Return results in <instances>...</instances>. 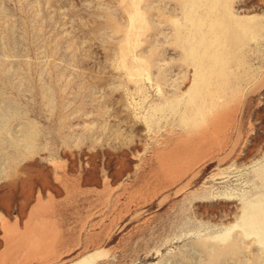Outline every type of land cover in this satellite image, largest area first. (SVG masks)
<instances>
[{"label": "rangeland", "instance_id": "1", "mask_svg": "<svg viewBox=\"0 0 264 264\" xmlns=\"http://www.w3.org/2000/svg\"><path fill=\"white\" fill-rule=\"evenodd\" d=\"M263 230L264 0H0V264H264Z\"/></svg>", "mask_w": 264, "mask_h": 264}, {"label": "bare ground", "instance_id": "2", "mask_svg": "<svg viewBox=\"0 0 264 264\" xmlns=\"http://www.w3.org/2000/svg\"><path fill=\"white\" fill-rule=\"evenodd\" d=\"M253 219V218H252ZM246 228V227H245ZM264 231V230H263ZM257 233V232H256ZM87 258V257H86Z\"/></svg>", "mask_w": 264, "mask_h": 264}]
</instances>
